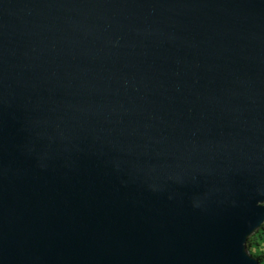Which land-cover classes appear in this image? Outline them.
<instances>
[{"label":"water","instance_id":"obj_1","mask_svg":"<svg viewBox=\"0 0 264 264\" xmlns=\"http://www.w3.org/2000/svg\"><path fill=\"white\" fill-rule=\"evenodd\" d=\"M264 0H0V264H261Z\"/></svg>","mask_w":264,"mask_h":264},{"label":"trees","instance_id":"obj_2","mask_svg":"<svg viewBox=\"0 0 264 264\" xmlns=\"http://www.w3.org/2000/svg\"><path fill=\"white\" fill-rule=\"evenodd\" d=\"M247 245L260 263L264 264V224L250 236Z\"/></svg>","mask_w":264,"mask_h":264}]
</instances>
